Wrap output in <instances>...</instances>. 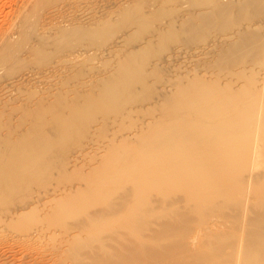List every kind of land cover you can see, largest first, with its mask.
Returning <instances> with one entry per match:
<instances>
[{
    "label": "rangeland",
    "instance_id": "1",
    "mask_svg": "<svg viewBox=\"0 0 264 264\" xmlns=\"http://www.w3.org/2000/svg\"><path fill=\"white\" fill-rule=\"evenodd\" d=\"M236 6L233 16L210 22L202 20L212 11L208 0H0V138L16 141L25 152L12 165L14 178L0 180V264H108L122 253L134 252L130 249L142 241L147 242L142 246L148 247L161 228L158 219L150 229H135L138 237L133 238L122 228L125 219L121 214L126 206L109 215V201L120 202V196L126 195L132 202L135 193L133 181H122L121 174L113 178V182H121L108 184L109 160L115 153L130 157L126 156L127 148L136 146L151 129L178 124L183 109L176 106L182 103L181 91L189 84V92L198 96L204 87L216 89L214 100L225 113L213 120H234L237 109L230 99L250 94L246 96L248 106L252 105L247 121L250 131L253 129L250 147L260 156L250 173L258 176L244 185L237 184L214 203L216 216L212 217V211L207 218L206 212L204 217L195 215L198 221L193 225L197 226L191 228L194 237L191 234V242L186 244L187 251L198 253L186 251L193 259L179 254L181 260L178 256L163 260L182 264L188 258L191 263L190 259L198 260L201 250H215L220 233L232 232L238 234L234 239L242 237L240 245L237 243L235 250L223 247L224 262L220 255L218 264H246L244 244L255 220L259 221V208L264 206L260 205L264 202V64L251 63V54L226 62L216 59L221 53L217 51L237 41L245 28L258 27L261 20L258 17L251 23L249 17L254 13L237 15ZM132 9L140 13L126 16ZM64 35H69L67 41ZM125 60L137 67L135 80L116 96H100L101 79L117 77ZM85 92L91 97L90 103L70 99ZM57 98L58 105L54 102ZM76 104L80 108L74 113ZM42 105L55 112L39 114L35 110ZM200 112L189 115L196 120ZM55 113L64 118L77 116L79 130L62 128ZM34 125L40 132L38 137L45 136L44 144L53 149L40 152L37 135L31 133ZM208 144L223 146L217 139ZM27 155L32 158L28 165ZM3 168L6 172V165ZM153 194L158 196L152 193L153 200H161L155 204L158 210L170 204L166 211L189 210L184 195L177 194L181 196L175 195L176 201L166 204L168 201ZM186 202L188 206H184ZM214 239L217 243L210 244Z\"/></svg>",
    "mask_w": 264,
    "mask_h": 264
},
{
    "label": "bare ground",
    "instance_id": "2",
    "mask_svg": "<svg viewBox=\"0 0 264 264\" xmlns=\"http://www.w3.org/2000/svg\"><path fill=\"white\" fill-rule=\"evenodd\" d=\"M208 2L212 6V8H210L212 9V11H210V13L204 14V16L202 15L203 16L202 20L211 22V20L213 18L215 19L216 17L219 18L220 20H226L229 17L233 16L232 14L234 13L235 5H237L236 6L238 11L237 15L239 14L241 15L246 11H252L254 13L252 17H249L250 19L249 21L250 22L252 21L251 23H254V21L258 17L261 18V20L259 19L260 21H258L259 23L255 22L258 24L257 25L258 27H256L254 24V26L256 27L255 29H253L252 24H251L252 29L251 28L249 29L250 26L247 27L246 25L250 24V22L249 23L247 22V24L244 26L247 28H245L244 31L240 32L241 34L239 33L240 34L239 36L237 35L239 39L235 42H231V44L227 45L226 47L222 46L224 47L223 50L217 51V52H221L220 58H216V59H219V61L221 62H226L228 60L236 59L242 55L251 54L253 55V57L251 56L249 61L255 64L258 63L262 66L264 64V0H240L238 4L237 2L235 4L230 3L231 0L228 2L226 0H208ZM137 10L138 9H134V10L132 9L127 11L126 16L131 17L136 14H139L140 11ZM63 39L67 41L69 39V35H64ZM129 62L130 60L128 61L125 60L122 63V67H121L122 70L117 77H114V79H109V78L107 79V77L109 76H107L106 79L100 78L102 81L101 83H99L102 84L101 85L102 92L100 96L103 97L105 96V94H113L114 96H116V94L120 91V89L124 85L135 80L134 77L137 67L135 65H129L128 64ZM260 62H262L263 64ZM216 63L218 64V62ZM207 64L208 63H206V65ZM251 67H253V65H251ZM188 86H190V84L184 87V89L181 91L182 92L181 96L183 99L182 103L176 106L179 109H183L182 111L183 113L178 121V124L174 125L173 123H171L169 126L163 125L158 128L151 129L149 132H147L145 135L141 137L140 140L142 141L138 142L136 146L127 148V152L129 154H126V156H130V157H125L124 153L123 154L115 153L112 156V158L109 160L107 175H106L108 184L111 186H115L119 182H121V181H119L118 183L113 182L114 176L121 174V176L123 177L121 179L122 181L128 178L129 180L133 181V185L135 186L133 188V190L134 189L135 190L132 191L135 192L134 198L133 199L131 198L133 200L132 202L131 201L128 202L129 200L127 201L128 198L126 199V195L120 196L121 197L120 202L114 200L109 201L108 203L109 215L114 216L118 211L121 212L123 206H126L124 207L126 210H124V212L121 214V216H123L125 219L122 228L128 231L133 236V238L138 237L137 236L138 234H136L135 229H137L138 227L142 228L145 226L148 229H150L151 228L150 226L153 224L154 221H157V219L159 221L158 223L160 224L161 228L158 230V233H155L154 241L152 240L151 244L150 245L148 244L149 246L146 245L148 247L142 246L145 245V243H147L142 241L143 240L142 239L141 241L144 244L142 243V245H138L135 248L130 249L134 252L131 253L129 252L130 254L122 253L121 255H118L119 258L118 260L117 259L112 260L108 264H158L159 261L161 262L163 261L162 263L166 264L165 263L166 260L164 261L163 259H167V257L170 258L171 256L176 257L179 254L182 255L183 257L184 254V258H185L188 256L198 254L196 253L197 251L194 253V251L192 252V250L191 249L189 250V248L187 251L188 245L186 246L188 242H191L189 241L192 234L191 228L192 226H195L193 225L194 222L198 221L197 220L198 216L195 217V215L197 213L202 215V213L206 212L205 213L206 215L205 214L204 215L205 218H207V215L210 216L214 212H217L214 211L215 210L214 203H218V200L226 197L227 191H231L232 189L236 188L237 184L244 185L245 183H247V181L250 180L251 177L258 176V175L253 176L252 175L253 173L252 174L250 173L252 171L254 172L253 168L254 166H256V164H258L260 157L258 150H255L254 148L250 147V144L252 142V136H250V133L252 132L253 129L251 127V131H250V127L247 125V121L249 120V112L252 109V105L248 106L249 99L246 97L249 96L250 94L246 93L235 99H230L231 104L237 109V115L234 120L230 121L226 118L213 120V118H215L216 116L225 113V110L217 102H215L216 100H214L216 97V89L214 87H209V86L204 87L200 91L201 94L198 96L189 92ZM85 93L86 94L78 93L75 98H70V99L76 100L82 98V100H86L88 103H90L92 101L91 97L87 95V92ZM59 101L60 98L59 99L57 98V100H55L54 102H56L57 104ZM73 106L74 107L72 109L74 113L78 112V109L80 108L79 104ZM203 106H207V107L202 109ZM48 107L42 105L41 109L39 108L38 110L35 111L42 115L46 111L48 112L53 110V108H48ZM199 111L201 112L196 120L190 117L189 114L191 113L197 114ZM54 112L52 111V114ZM57 112L60 113L59 110H57ZM55 114H56L55 118L58 117L61 118L62 128L65 127L66 130H70V131L79 130L80 123L77 116L64 118L63 116L58 115L57 113ZM36 125H34L31 128L32 129L31 133L34 134L35 136L37 135L36 136L37 144L42 148V149L40 148V152L48 151L49 148L50 150L53 149L52 147H49L48 145L44 144L45 136L41 138L38 137V134L40 132H38ZM66 133L68 132L66 131ZM214 139H217L218 142L223 143V146L219 148L216 147L214 148L209 146L208 142ZM24 156H25V152H21V148H19L18 143L16 141L11 139L9 140V139L0 138V180H3L5 178L7 179L14 178L15 175L12 172V165L17 160L20 161V159ZM149 158H151L150 163L148 165H143L142 163L148 160ZM31 161L32 158L27 155V165L30 164ZM4 165H6L7 168L6 172H4V168H3ZM246 172L249 173L247 177H246ZM262 177L264 178V175ZM152 193H156L158 195L156 196L153 194L154 198L156 197L158 198L160 195L161 199L164 201H168V200L174 201L175 199L173 197L175 195L178 198L179 196L184 195L185 196V197L183 196L184 199H186L189 204L186 202V205L184 204L181 205L184 206L189 205L188 207L189 210H186L187 209L186 207L185 208L186 213L184 212L182 213L179 212L181 210L178 209L177 206L175 207V210L177 208L179 210L178 212L173 211L174 209L170 211H166L170 209L171 204L169 205V207L167 205H164L165 207L163 206L164 207V208L162 207L163 209L158 210L157 209L158 205L155 204H158L159 203L158 201L161 200L156 201L157 199H154L157 202L156 203L152 198L153 197ZM177 194H181V195H177ZM182 198L178 201L183 200ZM169 201L165 203L168 204ZM174 204L177 205L178 202ZM260 205H264V202L260 203ZM166 206L168 208H166ZM259 209L260 210L263 209L262 211L258 210L260 214L259 221L255 220L253 227H251L249 230L248 241H245L244 244L246 247V249L244 248L246 250L244 251V253L247 256V258L245 257V260H247L246 264L264 263V206H262ZM208 211H210L209 212L210 214L209 213L207 214ZM211 211L214 212L212 213ZM216 214L214 213L212 217L214 215L216 216ZM209 216L208 218H210ZM203 217H201L200 219H203ZM161 218H163V220H161ZM111 220L114 223L113 217ZM205 220H202L200 222L201 223L203 221L205 222ZM204 222L203 224H205ZM215 223L216 220L213 224L215 225ZM205 226L207 225L205 224ZM234 234L235 233L230 232L228 234H225L226 235L225 237V235L223 236L222 233H220L219 238L215 236L218 238L217 247L213 248V250L215 249L214 251L209 250L211 253L213 252L212 255L207 251L206 253L205 251L201 250L202 251L201 254L203 252L204 253L202 255L201 254L198 255V260L195 259L196 261L194 260L195 261L194 262L192 260L194 257L192 256V259H190L191 263H188L189 262L188 258L187 261L185 262H187L188 264H218L217 260L220 259V258L218 259V257L221 255L222 248L224 247L226 249L227 246L229 247L231 246V249L234 248L235 250L236 244L237 243L239 244V239L240 238L242 239V237L239 238L238 236L237 239L235 238L236 241H234L235 240L234 237H237L234 236ZM241 234L239 235L241 236ZM192 235L194 237V234ZM143 237H145V235ZM136 239L140 240L141 238H136ZM160 241L161 242L164 241V243L162 242L161 245ZM138 243H140V241ZM148 243L150 242L148 241ZM212 243L214 245L215 239L212 240V242H210V244ZM134 245H136V243ZM206 245L205 247L207 248ZM239 245H237V247ZM190 247H192V245ZM206 248L203 249L205 250ZM209 249L212 250L211 247ZM123 250H126V247ZM186 251L187 252L191 251V254L192 253L194 254L191 255L189 253V255L186 256L188 254ZM225 252L223 254H226ZM114 253L115 252H113L112 254ZM180 257L181 256H178V259H180ZM221 258H222L221 262H224L223 259L225 258V255H223ZM168 260L170 259H167V261ZM181 262L182 264H186L185 262L183 263V261ZM168 264H172V263H168Z\"/></svg>",
    "mask_w": 264,
    "mask_h": 264
}]
</instances>
